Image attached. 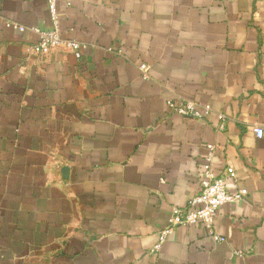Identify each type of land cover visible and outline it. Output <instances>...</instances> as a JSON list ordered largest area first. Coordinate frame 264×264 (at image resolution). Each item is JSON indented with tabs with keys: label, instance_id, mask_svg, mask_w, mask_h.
I'll list each match as a JSON object with an SVG mask.
<instances>
[{
	"label": "crops",
	"instance_id": "obj_1",
	"mask_svg": "<svg viewBox=\"0 0 264 264\" xmlns=\"http://www.w3.org/2000/svg\"><path fill=\"white\" fill-rule=\"evenodd\" d=\"M69 1L78 56L33 52L45 0H0V264H264V0ZM168 99L212 111L185 119ZM207 144L247 195L218 208L223 241L180 226L151 254Z\"/></svg>",
	"mask_w": 264,
	"mask_h": 264
},
{
	"label": "built area",
	"instance_id": "obj_2",
	"mask_svg": "<svg viewBox=\"0 0 264 264\" xmlns=\"http://www.w3.org/2000/svg\"><path fill=\"white\" fill-rule=\"evenodd\" d=\"M58 1L60 0H45L52 27L48 30L40 28L33 29L38 38L32 50L38 54L46 53L56 47H63L73 51L78 56L80 44L74 40L64 39L60 35ZM62 1L65 6H70L69 0ZM5 25L18 29L19 31L24 30V27L16 23L6 22ZM139 69L142 78L147 80L149 78L147 65L141 63ZM166 107L169 112L176 113L185 119L201 118L209 115L212 111L208 104L186 99H168L166 100ZM218 118L221 121L218 127L222 130L224 116L219 114ZM254 133L258 138H261L263 135V131L260 128H255ZM207 149L208 152L205 156L203 168L198 174L199 187L197 192L188 199L186 208H171L166 225L157 233V241L150 250L151 254L158 253L166 238L180 226L200 225L212 237L213 241L221 242L224 240L223 237L214 231L217 210L225 203H232L243 199L247 195V191L245 189H240L235 192L227 190L226 177L233 178L234 172L228 168L226 173H215L213 165L216 145L207 144Z\"/></svg>",
	"mask_w": 264,
	"mask_h": 264
}]
</instances>
